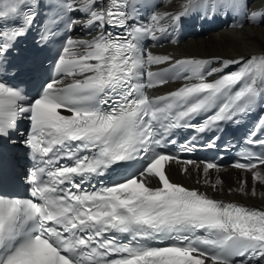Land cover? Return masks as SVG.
Listing matches in <instances>:
<instances>
[{"label": "snow or ice", "instance_id": "1", "mask_svg": "<svg viewBox=\"0 0 264 264\" xmlns=\"http://www.w3.org/2000/svg\"><path fill=\"white\" fill-rule=\"evenodd\" d=\"M175 2L0 0V140L15 144L11 134L26 119L23 144L35 162L28 197L0 191V264H264V208L212 198L167 172L192 165L213 190L222 183L208 179L217 163L168 149L191 153L208 132L204 147H216L222 125L264 113V49L175 59L148 43L176 44L193 16L230 17L242 31L264 10L250 11L248 0ZM34 30L38 45L62 43L50 79L29 97L7 78L19 71L9 53ZM172 80L184 83L149 95ZM179 129L194 134L178 145ZM261 133L264 114L246 140L260 152L232 164L251 173L253 196L255 182L264 184ZM246 183L235 191L247 195Z\"/></svg>", "mask_w": 264, "mask_h": 264}, {"label": "bare ground", "instance_id": "2", "mask_svg": "<svg viewBox=\"0 0 264 264\" xmlns=\"http://www.w3.org/2000/svg\"><path fill=\"white\" fill-rule=\"evenodd\" d=\"M179 3L180 0H176L174 7H178ZM248 8L250 11L260 12L264 10V0H248ZM262 21H264V15L257 16L254 22L244 24L241 31L235 27L237 21L230 17L217 16L212 19H202L200 16H193L184 24L190 29V35L176 44L170 41L165 42L163 46L152 49V51L159 55H171L175 59H212L215 57L220 58V61L237 59L240 56L259 53L264 49V22ZM219 66L220 63L217 61L211 65V67ZM181 168L182 165L175 163L169 167L171 178L174 181L196 188L216 199L264 208V196L261 195L264 193V184L255 182L256 195H251L254 182L249 172L228 167L220 169L219 172L212 170L208 179L214 182L219 178L222 181L213 190L203 183L202 169L198 173L192 165L188 166V172L181 171ZM245 180L247 181L245 186L247 195L235 191L239 188L240 182Z\"/></svg>", "mask_w": 264, "mask_h": 264}]
</instances>
